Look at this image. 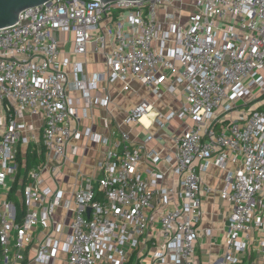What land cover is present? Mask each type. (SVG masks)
Returning <instances> with one entry per match:
<instances>
[{"label": "built area", "instance_id": "built-area-1", "mask_svg": "<svg viewBox=\"0 0 264 264\" xmlns=\"http://www.w3.org/2000/svg\"><path fill=\"white\" fill-rule=\"evenodd\" d=\"M91 53L105 71L89 72ZM117 82L132 98L139 82L158 100L181 86L179 110L152 113L142 100L125 120L190 119L172 154L147 151L153 134L138 143L120 127L112 138L80 128L77 95L84 115L95 106L112 115ZM81 136L107 150L99 177L66 198L45 175L58 181ZM29 151L37 162L27 170ZM213 167L226 173L220 197L231 208L213 264H264V0H49L0 28V264H199L201 196L214 191L203 174ZM169 173L177 180L163 185Z\"/></svg>", "mask_w": 264, "mask_h": 264}, {"label": "crops", "instance_id": "crops-1", "mask_svg": "<svg viewBox=\"0 0 264 264\" xmlns=\"http://www.w3.org/2000/svg\"><path fill=\"white\" fill-rule=\"evenodd\" d=\"M87 68L89 72L105 71L106 65L104 58L98 53H91L89 55ZM100 86H108L109 89V85L105 82L100 83ZM132 86L138 90V95L133 98L122 90L123 84L121 82L110 85V92L113 101L109 108L112 111V115L108 110L100 106L88 109L86 115H84L82 112L83 94H78L77 96L81 98L79 100L81 103L79 104V107L82 116L80 128L85 129L86 127H91L94 132L105 136H111L110 132L112 130H119L120 127L124 131H131L132 138L138 143L144 140L149 134H153L154 138L146 143L147 151H160L163 156L172 154L175 148L173 137L180 134L186 124L192 123L190 119L184 123L182 120L175 118L164 128H161L157 124H152L153 114L146 115L142 118L144 125L131 126L126 123L125 120L129 110L142 100H147L153 104L152 113L160 112L166 115L171 110H179L184 99V94L181 92V86H179L180 91H178L177 94L168 93L160 100L156 99V97L139 82H132ZM106 118L110 125L109 128H106L103 124ZM106 147V145L89 140L84 136L73 138L67 147L70 159L65 165L64 174L58 178L57 182H54L48 175H45V178L47 179L46 185L52 187L54 190H64L65 197H70L74 190H77L81 185L87 183L88 178L96 180V177H99L98 165L105 155L107 150ZM75 148L77 150L76 154L73 153ZM31 162L32 167L35 166L37 158L32 159ZM150 165H152V162L145 157L142 164V170L146 173V169ZM236 167L237 165L233 163L229 166V168ZM165 168V164H160L159 169L165 170ZM225 175L226 173L217 167H213L209 173L203 174L206 183L212 186L214 191L211 194L203 192L201 196L204 213L202 214V219L198 226L199 244L197 260L199 264H213L225 251V241L229 232L228 220L231 215L229 204L220 197L221 189L224 186ZM172 180L175 181L177 178L174 177L172 173H169V176L163 185H172L174 183ZM17 199L21 202V198L17 197ZM72 213V211H67L63 207H59L56 212V218L60 221H65L68 224L72 220ZM34 254L33 250L29 252L27 261L32 258ZM260 254V252L253 249L252 257L256 263L260 262ZM135 260L134 257L130 264H134ZM23 264L28 263L24 262Z\"/></svg>", "mask_w": 264, "mask_h": 264}, {"label": "water", "instance_id": "water-1", "mask_svg": "<svg viewBox=\"0 0 264 264\" xmlns=\"http://www.w3.org/2000/svg\"><path fill=\"white\" fill-rule=\"evenodd\" d=\"M48 1L49 0H0V28L15 24L18 21L22 10L31 6L46 3ZM111 1L117 0H101V3L106 4Z\"/></svg>", "mask_w": 264, "mask_h": 264}, {"label": "trees", "instance_id": "trees-1", "mask_svg": "<svg viewBox=\"0 0 264 264\" xmlns=\"http://www.w3.org/2000/svg\"><path fill=\"white\" fill-rule=\"evenodd\" d=\"M28 166H27V169L28 168H31L32 167V159H36V156H35V154H33V153H31V151H29L28 152ZM11 200H13L15 203H16V206H17V208H18V215H19V219H21L22 218V215H23V213H24V204H22V202H20L18 199H17V197H16V195L15 194H11Z\"/></svg>", "mask_w": 264, "mask_h": 264}, {"label": "rangeland", "instance_id": "rangeland-1", "mask_svg": "<svg viewBox=\"0 0 264 264\" xmlns=\"http://www.w3.org/2000/svg\"><path fill=\"white\" fill-rule=\"evenodd\" d=\"M63 257H65V256H63Z\"/></svg>", "mask_w": 264, "mask_h": 264}]
</instances>
